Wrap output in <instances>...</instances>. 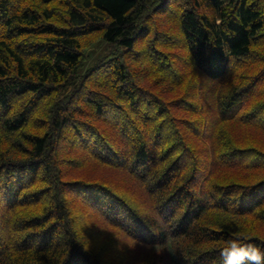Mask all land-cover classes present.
<instances>
[{
  "label": "trees",
  "instance_id": "1",
  "mask_svg": "<svg viewBox=\"0 0 264 264\" xmlns=\"http://www.w3.org/2000/svg\"><path fill=\"white\" fill-rule=\"evenodd\" d=\"M236 233L264 252V0H0V264H222Z\"/></svg>",
  "mask_w": 264,
  "mask_h": 264
},
{
  "label": "clouds",
  "instance_id": "2",
  "mask_svg": "<svg viewBox=\"0 0 264 264\" xmlns=\"http://www.w3.org/2000/svg\"><path fill=\"white\" fill-rule=\"evenodd\" d=\"M250 236L236 233L220 250L222 264H264V252L249 243Z\"/></svg>",
  "mask_w": 264,
  "mask_h": 264
},
{
  "label": "rangeland",
  "instance_id": "3",
  "mask_svg": "<svg viewBox=\"0 0 264 264\" xmlns=\"http://www.w3.org/2000/svg\"><path fill=\"white\" fill-rule=\"evenodd\" d=\"M107 52H108V49H107L106 43L99 42V43L94 44V46L90 47V49H88V51H87L88 59L85 61V66L83 67V69L81 70L80 73H83L84 70L86 69V67L90 68L92 66V64H94V62L96 61V59L98 57L104 55ZM85 216H88V215L86 214ZM84 217H83V220H84ZM84 231L80 232V234L85 235L87 232H84ZM121 249L119 247H116L114 249L113 248L112 249H105L106 252H101L100 255L103 257H108V259H111L114 257V254H112V253L115 252V254H117L118 252H122Z\"/></svg>",
  "mask_w": 264,
  "mask_h": 264
}]
</instances>
